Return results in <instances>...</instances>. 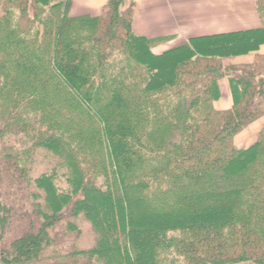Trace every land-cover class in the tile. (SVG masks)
Here are the masks:
<instances>
[{"label": "trees", "instance_id": "obj_1", "mask_svg": "<svg viewBox=\"0 0 264 264\" xmlns=\"http://www.w3.org/2000/svg\"><path fill=\"white\" fill-rule=\"evenodd\" d=\"M255 4L260 27L157 54L135 0H0V264H264V128L235 145L264 118Z\"/></svg>", "mask_w": 264, "mask_h": 264}, {"label": "crops", "instance_id": "obj_2", "mask_svg": "<svg viewBox=\"0 0 264 264\" xmlns=\"http://www.w3.org/2000/svg\"><path fill=\"white\" fill-rule=\"evenodd\" d=\"M109 0H73V16L100 15ZM133 29L136 34L149 38L182 36L185 43L192 37L236 32L260 27L255 0H135ZM259 54L264 55V45ZM256 53L225 59V65L249 64ZM221 99L217 110L232 107L230 86L227 80L220 82ZM260 122V123H259ZM259 126L256 127V124ZM264 128V118L237 136L238 149L256 143Z\"/></svg>", "mask_w": 264, "mask_h": 264}, {"label": "rangeland", "instance_id": "obj_3", "mask_svg": "<svg viewBox=\"0 0 264 264\" xmlns=\"http://www.w3.org/2000/svg\"><path fill=\"white\" fill-rule=\"evenodd\" d=\"M129 1H132V0H128V2ZM173 38L174 39L169 40V42L157 47L155 49V52L157 54H160V53H163L165 51H168L170 49L179 47L180 45L184 44L183 41H182V36L178 35V36L173 37ZM259 123L256 124V127L259 126ZM46 165L47 164L44 161L43 162H41V160L37 161L36 165L34 167L35 168V173L38 174V172H42L46 168ZM76 221L78 222L77 225H79V227L81 228L82 234L80 235V237H77L73 233V235L78 238V239H75V238L74 239L76 240V244H77V246L79 247L80 250H82V251L83 250H87L88 251V250H90L93 247V245H95V236H94V233L91 230V225L88 222H86V221H82L80 219V217L77 218ZM62 228H64V222H59L53 229H55L54 231H56V233H57V231H59V229L61 230ZM54 236H55V232H53V234H52L53 239L56 238ZM55 243L56 242H54V244ZM68 245H70V243H68Z\"/></svg>", "mask_w": 264, "mask_h": 264}]
</instances>
